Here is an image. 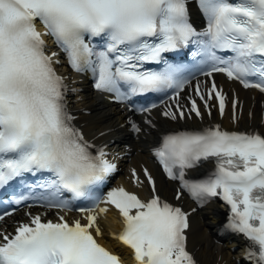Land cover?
I'll list each match as a JSON object with an SVG mask.
<instances>
[{
    "label": "snow or ice",
    "instance_id": "obj_1",
    "mask_svg": "<svg viewBox=\"0 0 264 264\" xmlns=\"http://www.w3.org/2000/svg\"><path fill=\"white\" fill-rule=\"evenodd\" d=\"M197 6L205 18L200 30L190 19L188 0H0V189L25 174L47 172L45 185L54 193L91 198L93 187L117 168L104 147L91 144L72 124L67 85L55 68L59 52L48 50L46 36L74 71L90 72L94 87L117 101L170 90L175 105L163 115L172 120L193 113L202 119L196 99L187 112L179 101L197 72L223 73L264 92V0H197ZM190 46V67L167 59ZM195 93L209 115L208 101L216 98L223 115L226 96L214 79L210 87L197 81ZM154 155L193 198L221 196L229 205L226 228L249 242L246 258L252 264H264V134L220 125L176 130L162 137ZM210 158L215 169L206 178H186V170ZM144 173L153 192L149 200L123 187L103 200L123 217L118 239L133 250L137 264H197L186 247L188 214L156 195L152 175L146 168ZM132 175L139 181L135 169ZM47 205L68 207L58 197ZM108 210L97 204L86 223L64 216L44 221L29 213L30 222L18 223L13 232L0 229V264H122L93 235V228L102 235L98 218Z\"/></svg>",
    "mask_w": 264,
    "mask_h": 264
},
{
    "label": "bare ground",
    "instance_id": "obj_2",
    "mask_svg": "<svg viewBox=\"0 0 264 264\" xmlns=\"http://www.w3.org/2000/svg\"><path fill=\"white\" fill-rule=\"evenodd\" d=\"M76 77L78 76L73 75L72 78L66 80L70 90L73 119L81 124L93 142L122 160L121 173L116 181L148 197L153 194L144 173V169H148L158 192L165 198L183 204L189 211L188 247L194 251L199 261L202 264H242L240 261L245 258L243 254L245 245L242 240L240 241L241 237L235 234L233 238H217L216 231H220V221L224 214L222 205L214 202L195 208L173 181L162 176L158 166L151 159L150 150L164 131L182 125L220 122L228 126L256 128L264 132V94L254 89H244L236 82L220 76L218 83L227 92V103L223 116L219 115L218 106L215 104L210 115L202 110V119L193 113L188 118L172 120L165 117L163 112L166 107H174L173 100L152 110L151 114L137 115L136 121L140 123V131L135 132L131 128V121L126 119L128 116L129 118L134 117L131 112H126L121 104L108 102L101 94L91 90L85 81L76 82ZM185 90L186 92L181 94L179 101L187 112L189 103L185 99V94L191 92L193 94V89L187 87ZM234 102L235 109H233ZM133 169L138 170L139 181H133ZM177 193H180L179 199H177ZM106 215L98 219L102 231V235L98 234V236L101 241L116 247L119 242L112 232L119 226V222L114 213ZM15 219H18V216L6 218L3 222L4 227H10ZM93 230L95 231V228ZM236 243L239 245H235Z\"/></svg>",
    "mask_w": 264,
    "mask_h": 264
}]
</instances>
